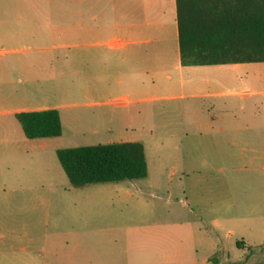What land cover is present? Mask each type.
Masks as SVG:
<instances>
[{"label": "rangeland", "instance_id": "374dc122", "mask_svg": "<svg viewBox=\"0 0 264 264\" xmlns=\"http://www.w3.org/2000/svg\"><path fill=\"white\" fill-rule=\"evenodd\" d=\"M2 53L0 112L59 107L65 127L60 138L28 140L0 114V264H24L30 246L83 239L116 245L133 264H264V158L232 155L226 139L230 154L206 153L216 140L194 132L160 139L162 128L194 126L169 123L181 118L174 103L90 107L82 0H0ZM128 140L145 148L146 179L72 188L58 150ZM240 238L251 247L237 248Z\"/></svg>", "mask_w": 264, "mask_h": 264}, {"label": "crops", "instance_id": "0c3cea01", "mask_svg": "<svg viewBox=\"0 0 264 264\" xmlns=\"http://www.w3.org/2000/svg\"><path fill=\"white\" fill-rule=\"evenodd\" d=\"M82 28L83 88L90 107L174 103L181 118L169 123L194 126L162 128L160 139L194 132L198 138L216 140L206 153L225 155L231 151L232 155L248 156L251 162L264 158V63L183 67L177 0H82ZM244 75L254 80V87L241 83L238 77ZM107 95L110 98L105 101ZM21 108L0 112L14 120L8 122L9 133L16 128L15 115L21 112L58 110L65 127L59 107ZM224 139L228 144L232 141L230 151L224 147ZM128 142L138 141L122 143ZM243 244L251 247L244 238L236 239L237 248ZM22 251L27 253L24 264H133L123 261L120 247L94 244L89 239L35 245ZM205 263L209 264V259Z\"/></svg>", "mask_w": 264, "mask_h": 264}, {"label": "trees", "instance_id": "16d2710c", "mask_svg": "<svg viewBox=\"0 0 264 264\" xmlns=\"http://www.w3.org/2000/svg\"><path fill=\"white\" fill-rule=\"evenodd\" d=\"M177 3L183 67L264 63V0H177ZM15 117L28 140L63 135L58 110L21 112ZM57 157L76 190L148 177L145 148L139 142L61 149Z\"/></svg>", "mask_w": 264, "mask_h": 264}]
</instances>
